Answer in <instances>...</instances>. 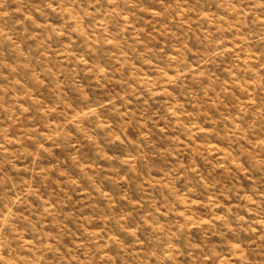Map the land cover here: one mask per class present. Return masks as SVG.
Masks as SVG:
<instances>
[{
	"label": "rangeland",
	"instance_id": "374dc122",
	"mask_svg": "<svg viewBox=\"0 0 264 264\" xmlns=\"http://www.w3.org/2000/svg\"><path fill=\"white\" fill-rule=\"evenodd\" d=\"M0 264H264V0H0Z\"/></svg>",
	"mask_w": 264,
	"mask_h": 264
}]
</instances>
